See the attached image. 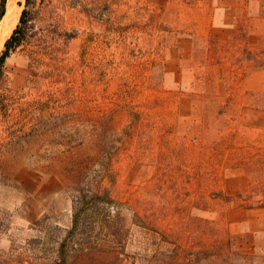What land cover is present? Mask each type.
I'll return each mask as SVG.
<instances>
[{"label": "rangeland", "instance_id": "374dc122", "mask_svg": "<svg viewBox=\"0 0 264 264\" xmlns=\"http://www.w3.org/2000/svg\"><path fill=\"white\" fill-rule=\"evenodd\" d=\"M248 1L247 45L264 56ZM242 2L31 7L0 99V264H56L74 189L94 181L121 218L92 241L114 240L118 264H264V66L204 29Z\"/></svg>", "mask_w": 264, "mask_h": 264}, {"label": "trees", "instance_id": "16d2710c", "mask_svg": "<svg viewBox=\"0 0 264 264\" xmlns=\"http://www.w3.org/2000/svg\"><path fill=\"white\" fill-rule=\"evenodd\" d=\"M37 2L38 0H25V8L22 11L19 23L0 52V99L3 96V88L7 84V61L24 44L32 20L33 11L31 7L36 5ZM7 3L8 0H0V23L7 12ZM259 5L260 15L264 17V0H259ZM238 30L239 33L232 45L244 43L243 51L247 53L246 59L264 66V56L256 55L255 51L247 45L249 37L245 22L240 24ZM240 46H238V49L241 48ZM1 104L4 105V103ZM261 160L263 161V159ZM255 165L256 163L253 160L249 162V170H252ZM252 180L254 179L252 178ZM253 186L248 192V198L253 197ZM72 202L71 228L61 242L58 243L56 264H76L77 261L88 258L96 260L95 264H118L119 253L114 240H112V245L109 246L92 241V226H108L111 229L116 219L121 218L117 211V203L110 191L104 189L101 182L94 181L86 186L74 189ZM260 202L259 207H264V200ZM112 232L109 234L114 235Z\"/></svg>", "mask_w": 264, "mask_h": 264}, {"label": "crops", "instance_id": "0c3cea01", "mask_svg": "<svg viewBox=\"0 0 264 264\" xmlns=\"http://www.w3.org/2000/svg\"><path fill=\"white\" fill-rule=\"evenodd\" d=\"M248 0H243L242 4H228L224 6L223 10L218 11L216 17L212 18L204 29H209V34H215L212 41L216 44L231 45L239 33V26L242 22L248 24L249 22V8L247 7ZM221 12V13H220ZM220 34L222 35L220 37ZM209 37H212V36ZM249 46V45H248ZM250 190L247 180H245L244 187L240 190L242 194H246Z\"/></svg>", "mask_w": 264, "mask_h": 264}, {"label": "bare ground", "instance_id": "6f19581e", "mask_svg": "<svg viewBox=\"0 0 264 264\" xmlns=\"http://www.w3.org/2000/svg\"><path fill=\"white\" fill-rule=\"evenodd\" d=\"M19 1L20 0H8V13L0 23V48L5 44L19 20L21 13Z\"/></svg>", "mask_w": 264, "mask_h": 264}, {"label": "water", "instance_id": "95a60500", "mask_svg": "<svg viewBox=\"0 0 264 264\" xmlns=\"http://www.w3.org/2000/svg\"><path fill=\"white\" fill-rule=\"evenodd\" d=\"M6 14H7V12H6ZM6 14H5V16H6ZM5 16H4V17H5ZM3 19H4V18H3Z\"/></svg>", "mask_w": 264, "mask_h": 264}]
</instances>
